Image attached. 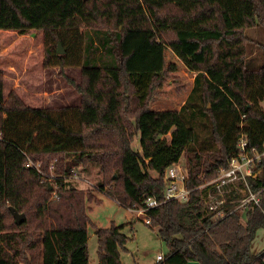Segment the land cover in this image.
<instances>
[{"label":"trees","instance_id":"obj_1","mask_svg":"<svg viewBox=\"0 0 264 264\" xmlns=\"http://www.w3.org/2000/svg\"><path fill=\"white\" fill-rule=\"evenodd\" d=\"M255 27L264 28V0H0V30H44L49 59L81 67L83 96L81 106H31L6 97L0 70V264H37L27 252L37 248L39 264H89L92 196L72 175L90 166L126 208H140L146 194L162 201L147 211L168 247L157 264H264V250L251 248L264 228V156L249 178L252 191L262 190L259 204L217 219L201 199L238 155L242 134L249 149L264 151V64L247 67ZM168 32L203 69L179 110H154L148 101ZM183 156L189 198L164 201L168 170ZM10 207L26 215L21 225ZM124 227H96L99 264H121Z\"/></svg>","mask_w":264,"mask_h":264},{"label":"rangeland","instance_id":"obj_2","mask_svg":"<svg viewBox=\"0 0 264 264\" xmlns=\"http://www.w3.org/2000/svg\"><path fill=\"white\" fill-rule=\"evenodd\" d=\"M248 35L253 44L247 67L257 69L264 64V28L255 27L248 31ZM163 41L164 67L155 77V87L148 103L154 110H179L185 104L193 89L195 77L203 66L192 62L182 52L173 33L165 34ZM48 42L44 30H30L26 34L0 30V70L4 75L6 97L15 93L27 104L36 107L81 106L83 96L75 87V84L82 81L81 67L61 65L56 56L49 59ZM61 49L62 52H58L57 46L56 55L66 54V46L62 43ZM133 144L138 147L137 138ZM180 162L184 165L182 162H186V158L183 156ZM98 170L96 166H90L79 173V179L73 181L78 190L85 192L86 196H92L86 203V211L91 219L88 224L89 264H99L96 227L108 228L112 224L125 225L123 231L129 237L126 250L121 249V264L158 263V254L166 255L168 247L159 236L157 228L146 224L144 215L138 218L135 211L120 205L104 193L99 184L103 174ZM152 174L155 175L154 172ZM54 192L52 200L58 198L57 192L56 195ZM251 248L254 253L264 250V228L258 230ZM27 252H35L37 264L41 263L39 248Z\"/></svg>","mask_w":264,"mask_h":264},{"label":"built area","instance_id":"obj_3","mask_svg":"<svg viewBox=\"0 0 264 264\" xmlns=\"http://www.w3.org/2000/svg\"><path fill=\"white\" fill-rule=\"evenodd\" d=\"M238 155L233 157L228 168H222L218 176L210 182V187L201 194L203 201V211L207 216H214L217 219L223 218L235 210L246 209L251 204H259L261 201V192L252 191L249 178H257L261 169L258 168L262 162L264 151H258L256 148L249 149V141L246 135L242 134L238 141ZM28 166H33L43 176L44 179L55 180V176H48L40 170V166L29 161ZM169 182L165 189L164 201L181 200L187 201L190 190L186 187L188 170L185 165L178 162L168 170ZM72 178L79 179V174L74 172ZM200 188H205V185ZM56 195V192H54ZM229 207L228 204H235ZM162 201L156 194H146L143 205L140 208H132L137 217L144 215L146 224L150 225L151 220L147 217V211L159 206ZM163 254L158 255V259H163Z\"/></svg>","mask_w":264,"mask_h":264},{"label":"water","instance_id":"obj_4","mask_svg":"<svg viewBox=\"0 0 264 264\" xmlns=\"http://www.w3.org/2000/svg\"><path fill=\"white\" fill-rule=\"evenodd\" d=\"M58 52H62L61 43L58 44ZM11 212L14 215L15 221L18 225H21L26 220V215L20 213L16 208L10 207ZM187 264H200L198 261H189Z\"/></svg>","mask_w":264,"mask_h":264},{"label":"crops","instance_id":"obj_5","mask_svg":"<svg viewBox=\"0 0 264 264\" xmlns=\"http://www.w3.org/2000/svg\"><path fill=\"white\" fill-rule=\"evenodd\" d=\"M159 255V254H158ZM163 256H165V255H163ZM159 260V259H158ZM159 261H161V260H159ZM157 264V263H156Z\"/></svg>","mask_w":264,"mask_h":264}]
</instances>
